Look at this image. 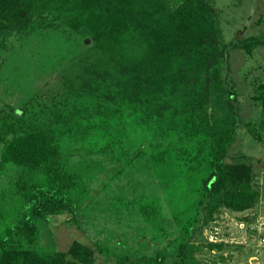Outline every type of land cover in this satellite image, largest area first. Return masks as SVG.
I'll use <instances>...</instances> for the list:
<instances>
[{
	"label": "trees",
	"instance_id": "1",
	"mask_svg": "<svg viewBox=\"0 0 264 264\" xmlns=\"http://www.w3.org/2000/svg\"><path fill=\"white\" fill-rule=\"evenodd\" d=\"M220 1L0 0V264H95L96 251H107L99 238L106 232L65 250L51 242L54 217L80 224L77 211L97 190L88 171L97 154L123 166L108 182L141 158L162 187L143 196L131 177L118 185L123 191H109L123 207L139 202L117 208L115 221L121 215L127 226L112 214L88 217L120 241L124 226L155 228L142 236L153 254H122L112 264L224 261L228 244L201 234L260 197L249 156L230 152L244 122L231 56L264 48V31L245 33L243 23L226 41L232 2ZM250 88L264 104V76ZM244 126L262 140L264 118ZM204 249L212 253L206 263L196 256Z\"/></svg>",
	"mask_w": 264,
	"mask_h": 264
},
{
	"label": "rangeland",
	"instance_id": "2",
	"mask_svg": "<svg viewBox=\"0 0 264 264\" xmlns=\"http://www.w3.org/2000/svg\"><path fill=\"white\" fill-rule=\"evenodd\" d=\"M221 1L225 2L229 0ZM235 1L236 0H231L232 4L228 6L230 14L226 11L224 15V18L230 21L222 24L226 41L233 38L236 29H243V23L246 24V28L242 30L245 33L261 34V32L264 31V0H257L256 6L253 5L252 9L248 7V5L245 6L246 4H243L245 9L237 8L235 6L237 2L235 4ZM247 15H251V18H248L249 16ZM231 65L232 74L236 81V86L239 89L242 106L241 116L244 122H242L238 129L237 138L232 144L230 152L235 154L246 153L249 156L258 174L260 197L253 208L243 213L224 211L218 219H214L211 226L206 228L201 235H203V238L208 236L209 239L214 238L216 241L222 240L224 243L228 244L224 249L226 258L223 262L220 259L217 260V264H264V242L262 241V237L264 236V128L259 129L262 137V140L259 141L253 138L244 126V123L248 120L260 122V120L264 118V104H257L250 98V94L252 93L250 80L262 78L264 76V48H257L251 55L244 53L242 50H233ZM123 154V160H128V157H133L134 153ZM93 157L94 160L90 165L91 167H88V171H90V175H95L92 182H94V187H96L97 190L92 193V197L81 207V210H76L78 213L77 218H80L81 221L80 224H75L72 222L73 220L69 222L66 218V214L54 217L55 219L51 222L50 227L54 232L55 239L53 238L51 242L53 244L55 242V246L58 250H65L73 240L92 244L91 239L95 238L94 235L99 237L100 233L106 232V236L103 237V234L99 238H103L102 241L107 246V251L102 253L98 252L99 250L96 251L95 264H112V257L127 253H129V255L133 254L135 258L138 254L142 253L153 254L152 252L156 251L157 248L154 246L149 248L146 247L143 244L146 238L142 236L147 232L150 239L155 228L153 230L146 228L147 223L145 221L140 222V229L134 232L128 231L127 233V229L124 226V232H122V234L128 238L125 239L123 237L124 239L120 241L117 240V238L113 239L116 234H114L112 238H106L108 234L113 233H109L108 229L107 231H101L102 225L94 222L92 217H90L91 221H89L88 217L100 213H107L109 216L112 214L111 220H113L116 225L123 227V225L126 224L127 226V218L125 219L121 215L120 218L122 223L119 224L115 221V218L119 216L117 208H122L123 210H126V208L128 210H134L135 208L136 210L139 206V202L132 200L130 202L136 201L137 203H129L128 206L123 207L124 205H121V203L124 202L118 198H110L109 191L110 193L114 191H123L124 188L118 185L124 184V178L129 179L131 182L130 178L132 177L133 182L130 185L135 184L136 187L139 188L140 185L143 184V189L138 191V193L143 192V196L156 195L162 192V187L155 173L149 168V165H146V161L141 160V158H134L133 165H129L121 176L108 182L110 174L113 173L115 169L117 170L120 165L122 166V164L118 163L117 160L110 159L107 155L97 154ZM101 173H103V176ZM81 180L82 178L80 181ZM103 183H105V185H103ZM169 190L171 191V188H169ZM96 193H99L101 196L97 197ZM150 198L151 197H147L144 201L150 200ZM116 205L117 207L115 208ZM132 218L134 221H138L139 215L134 213ZM170 219L171 216H169V220ZM138 222H135V226L138 225ZM156 234L158 235L159 232H156ZM203 238L198 237L195 240L196 243H200ZM131 245H134L136 249H131ZM210 253L204 249L202 252H198L196 256L206 263L205 261ZM107 256H109L108 260Z\"/></svg>",
	"mask_w": 264,
	"mask_h": 264
},
{
	"label": "built area",
	"instance_id": "3",
	"mask_svg": "<svg viewBox=\"0 0 264 264\" xmlns=\"http://www.w3.org/2000/svg\"><path fill=\"white\" fill-rule=\"evenodd\" d=\"M262 241L264 242V236L262 237Z\"/></svg>",
	"mask_w": 264,
	"mask_h": 264
}]
</instances>
